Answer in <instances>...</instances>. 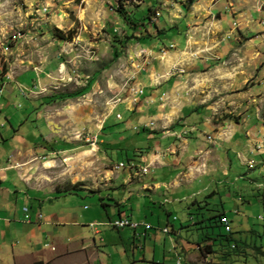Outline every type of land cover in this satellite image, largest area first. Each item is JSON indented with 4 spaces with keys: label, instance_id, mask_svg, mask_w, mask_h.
<instances>
[{
    "label": "rangeland",
    "instance_id": "obj_1",
    "mask_svg": "<svg viewBox=\"0 0 264 264\" xmlns=\"http://www.w3.org/2000/svg\"><path fill=\"white\" fill-rule=\"evenodd\" d=\"M145 1L0 0V87L5 83L0 95V168L17 150L21 153H16L17 171L26 186L54 204L69 199L81 207L97 205L99 197H106L107 182L113 177L110 160L125 162L136 149L153 146L154 140L132 130L138 122L122 107L140 112L146 105L141 93L147 85L154 91L163 85L162 92L152 94L154 99L156 94L167 99L161 102L166 115L159 122L169 123L183 109L185 129L194 128L202 137L208 130L201 122L214 128L227 122L247 123L250 113L248 124L264 141V0H159L151 21L139 33L152 36L156 29L172 28L176 35H166L156 50L146 51L143 41L137 43L143 36L127 38L115 12L121 2L127 11L138 13ZM56 29L63 35L71 33L70 39L54 38L51 33ZM112 41L123 45L113 63ZM127 125L130 131L124 130ZM121 129L123 142L115 137ZM239 139L244 141L243 133ZM161 143L164 150L167 142ZM245 158L257 162L255 157ZM15 174L6 172V186L16 182ZM206 182L211 188L199 192L197 203L191 205L187 195ZM190 187L177 191L183 201L171 199L165 206L176 228L185 225L181 239L196 247L206 232L200 229L204 223H198L201 214L208 218L223 209L233 221V240L244 246L229 256L219 249L213 254L194 249L189 264H264V177L259 168L249 170L235 162L227 178L217 173ZM81 190L99 192L86 196ZM65 191L73 192L64 197L60 193ZM0 198L10 201L16 221L24 215L26 196L8 200L0 192ZM199 201L213 212L199 209ZM148 219L157 222L156 216ZM7 223L0 225L10 244L15 241L7 238ZM166 239L174 241L173 235ZM107 248V253L116 255L113 246ZM254 248L263 254L257 255ZM120 257L108 261L130 264L120 262ZM1 260L0 264L9 263Z\"/></svg>",
    "mask_w": 264,
    "mask_h": 264
},
{
    "label": "crops",
    "instance_id": "obj_2",
    "mask_svg": "<svg viewBox=\"0 0 264 264\" xmlns=\"http://www.w3.org/2000/svg\"><path fill=\"white\" fill-rule=\"evenodd\" d=\"M141 41L148 46L145 47L147 49L143 48L145 51L148 48L156 50L155 48L160 44V42L155 43L158 46L153 48L154 44L149 45L146 40ZM261 74L264 81V70ZM145 87L141 95L146 100V105L140 107L142 108L140 112L134 109L127 110L123 105L122 107L138 122L139 127L132 130L140 132L144 128L146 132L142 133L146 134L147 139L154 140L153 146L136 149L132 157L126 158L125 162L119 161L115 164L110 160L113 177L107 182L106 197H99L97 205L81 207L80 204L69 199H65L68 200L67 203L54 204L53 199L26 186L20 177L17 171L19 168L17 154L21 153L16 150L8 158L7 165L0 168V192L4 193L5 197L8 196V200L10 196H14L16 201L19 200V196H26L24 203L28 208L23 206L24 215L21 214L16 221L14 215L17 213H11L10 207L13 206H10V201H1L0 198V224L8 222L5 226L9 232L7 238L10 237L15 241L10 244L7 242L6 232L0 225V261L5 259L8 264H112L108 259L120 255V262L126 261L130 264H189L191 250L197 248L188 246V242L185 243L181 239V230L185 225L176 228L170 221V212L165 210L171 199L176 203L185 199L178 198L181 193L177 191L182 187L191 190L190 186L199 179L213 174L220 173L222 177L227 178L235 162L246 166L252 164L254 169L259 168L264 177V141L261 137H257L258 132L253 131V126H249L248 120H252L250 113H247V123L230 125L231 123L227 122L217 124L216 129L206 121L201 122L200 125L208 130L207 134L201 137L196 134L194 128L185 129V125L188 124L183 109L176 113L174 118L170 117L169 123L159 122L166 115L162 112L164 107L160 109L164 105L161 102L165 103L167 99H161L159 94H156L154 99L152 94L162 92L163 85L160 89L156 88V91L150 88L151 85ZM145 91H148L147 96ZM148 100L153 104L148 105ZM6 101L8 103V100ZM147 111L150 112L145 113ZM115 117L120 120L119 114ZM257 118L256 115L255 119ZM175 121L178 123L176 124ZM150 123L152 126H149ZM130 129V125L124 127L126 131ZM124 130L121 129L117 133L116 140L122 142L126 140L122 135ZM240 133L244 134V141L239 139ZM261 134L263 136L264 132L262 131ZM162 141L167 142L164 150L161 148ZM254 144L261 147H256ZM246 156L257 158V162L252 158L246 159ZM118 164H123L124 169L115 170ZM141 167H148V173L138 175L135 171ZM6 172L16 173V182L11 186L5 185ZM199 185L202 186L198 191L187 195L192 201L191 205L197 203L195 198L198 193L208 191L212 184L206 182ZM96 192L82 191L86 196H92ZM198 204L199 209L209 210L207 203L202 204L199 201ZM233 209L234 213H238L236 208ZM156 210L160 213L159 216ZM220 213L225 214L229 219L225 210L222 209ZM163 214H166V217L161 220ZM148 215L152 218L157 217L156 224L148 219ZM118 217H126L140 224H149L151 230L143 231V228L135 232L130 229L115 230V235L109 223ZM203 219H205L204 214H201L200 221ZM229 221L233 222L232 219ZM165 228L168 229V233L162 232ZM158 234L163 235L161 237ZM167 235H173L174 241L166 239ZM103 244L105 246L101 250ZM108 245L114 247L115 256L107 253L110 252ZM128 248L131 251L130 259L127 258Z\"/></svg>",
    "mask_w": 264,
    "mask_h": 264
},
{
    "label": "trees",
    "instance_id": "obj_3",
    "mask_svg": "<svg viewBox=\"0 0 264 264\" xmlns=\"http://www.w3.org/2000/svg\"><path fill=\"white\" fill-rule=\"evenodd\" d=\"M158 1L159 0H146L143 3L144 8L141 11H138V13L129 12V11H127L126 8H124V5H122L121 2L118 3V8L115 9V12L123 24L125 34H127L129 36L127 38L139 40L140 36H143V38L140 39L139 41H137V43L140 45L141 40H144V41L146 40L147 44L150 45L152 43L162 42L163 39L166 38L167 33H169L168 37H170L171 34L176 35V33L174 32V30L172 28H169L167 31H166V29H158L157 30L155 28L156 29V35H152V36L149 34H146V35L143 34L142 35L141 33H139L140 27H145L146 24H148L151 21V18L153 17V15L155 13V8L158 5V3H157ZM152 24H153V22H152ZM51 34L53 35L54 38H56L58 40H63V41H67L71 37V33H67V35H63L57 29L54 30ZM112 44H111V46L113 47V53H112L111 62L113 63V62H116L120 58L121 53H122L121 49L123 48V45H121L117 41H112ZM1 87H0V90L2 89ZM81 92L82 91L75 93V94L78 95ZM36 113H38V111H36ZM104 125L102 126V128L100 130L101 132L102 131L104 132V130H105ZM140 132L145 133L146 131L144 128H142L140 130ZM148 134H151V133H148ZM103 142L104 141H102V143ZM247 167L249 170L254 169V166L250 165V164H248ZM217 184H218V182H217ZM215 185H216V183H215ZM72 192L73 191H70V192L65 191V192H61L60 194H67V193H72ZM209 211L213 212V210H209ZM216 213H217L216 215L210 216V217L205 218V219L198 222L199 224L204 223L205 226L201 227L200 229H205L206 232H205V234H202V237L200 238L202 240L201 243L198 242L196 244L197 251L200 254L203 251H206V254H213L216 252L215 250L219 249L220 251H225L227 256H229L230 253L233 255H236L237 253H239V250L244 245L239 246L238 243L235 240H233L232 232L222 233V226L220 225V219L222 217H225L226 219H228V218L223 213H220L218 211H216ZM118 218H116V219H118ZM228 221H229V219H228ZM112 229H114V228H112ZM214 229H218V232L215 233ZM114 230L119 231L118 229H114ZM254 251L256 252L257 255L263 254L260 248L259 249L254 248ZM263 257H264V255H263Z\"/></svg>",
    "mask_w": 264,
    "mask_h": 264
},
{
    "label": "built area",
    "instance_id": "obj_4",
    "mask_svg": "<svg viewBox=\"0 0 264 264\" xmlns=\"http://www.w3.org/2000/svg\"><path fill=\"white\" fill-rule=\"evenodd\" d=\"M2 93V89L0 90V94ZM119 118V117H117ZM207 140L210 141V138L207 137ZM115 170L124 169L123 164H118L114 168ZM138 175H145L148 173V167H141L137 171H135ZM24 213H26V210H24ZM25 218L29 220V217L25 215ZM40 218V217H39ZM220 225L222 226V229H224L225 233L232 232V229L230 227L231 223L226 219L225 217H222L220 219ZM109 226H111L114 229L122 230V229H130L132 231H136L140 228H143L144 231H150L151 226L149 224H140L136 222L130 221L126 217H119L118 219L112 221L109 223ZM163 233H168L167 228L162 230Z\"/></svg>",
    "mask_w": 264,
    "mask_h": 264
}]
</instances>
